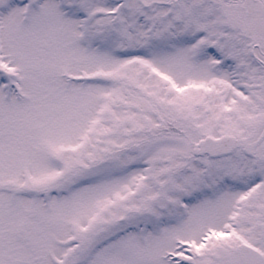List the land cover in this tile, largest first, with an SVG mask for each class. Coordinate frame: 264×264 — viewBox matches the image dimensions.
Instances as JSON below:
<instances>
[{
    "label": "snow or ice",
    "instance_id": "6c2138e0",
    "mask_svg": "<svg viewBox=\"0 0 264 264\" xmlns=\"http://www.w3.org/2000/svg\"><path fill=\"white\" fill-rule=\"evenodd\" d=\"M0 264H264V0H0Z\"/></svg>",
    "mask_w": 264,
    "mask_h": 264
}]
</instances>
